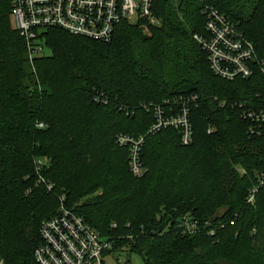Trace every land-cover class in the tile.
<instances>
[{"label": "trees", "instance_id": "16d2710c", "mask_svg": "<svg viewBox=\"0 0 264 264\" xmlns=\"http://www.w3.org/2000/svg\"><path fill=\"white\" fill-rule=\"evenodd\" d=\"M204 2L229 16L264 59V0H155L159 24L126 20L109 42L48 28L43 38L51 52L33 63L13 25L11 0H0L5 264H39L41 225L58 213L63 194L116 251L126 246L144 264H264V132L251 135L231 105L261 100L264 75L256 68L249 78L225 80L211 71L195 38L206 34ZM186 95L198 96L193 142L181 144L173 128L149 134L155 116L145 104ZM122 133L145 134L143 177L130 169L129 148L117 141ZM44 155L49 164L40 175L52 189L38 184L34 161ZM186 216L201 222L199 232H182Z\"/></svg>", "mask_w": 264, "mask_h": 264}, {"label": "built area", "instance_id": "2783aa9c", "mask_svg": "<svg viewBox=\"0 0 264 264\" xmlns=\"http://www.w3.org/2000/svg\"><path fill=\"white\" fill-rule=\"evenodd\" d=\"M155 0H11L12 17L15 26L25 36L30 62L39 55L47 54L44 45L43 30L60 28L75 35L93 40L109 42L117 27L127 21L145 25L159 24L154 14ZM204 1V0H200ZM205 4V2H204ZM202 13L205 15L206 34L195 35L201 42L209 59L211 71L225 80L249 78L261 69L264 75V59L257 54L256 46L242 29L229 16L219 12L213 5L205 4ZM198 102L197 95L164 100L156 105L145 104L151 108L155 120L148 128L149 134H156L164 129H176L180 142L189 145L193 142L191 109ZM250 102V103H249ZM224 104V103H223ZM238 106L241 116L249 124V133L258 135L264 132V97L261 100L247 99L231 102ZM43 126V123H41ZM214 128L210 127L209 133ZM117 141L129 148V166L133 174L143 177L147 171L141 159L145 134H119ZM35 166L39 174L38 184L46 183L40 172L49 164L48 157L36 158ZM264 174H260V184L264 183ZM259 187L251 190L248 201L254 203ZM65 195H60L59 211L56 215L44 219L40 228L42 241L35 251V260L39 264H127L128 250L116 251L115 242L102 236L89 222L74 209L65 204ZM184 234H195L200 231L201 222L191 216L181 220ZM127 253L126 258L116 254ZM0 264H4L3 262Z\"/></svg>", "mask_w": 264, "mask_h": 264}, {"label": "rangeland", "instance_id": "374dc122", "mask_svg": "<svg viewBox=\"0 0 264 264\" xmlns=\"http://www.w3.org/2000/svg\"><path fill=\"white\" fill-rule=\"evenodd\" d=\"M11 19H12V22H13V25L15 26V20L13 19L12 15H11ZM133 23V22H132ZM143 23H146L143 21ZM16 27V26H15ZM51 51L49 48H46V53L49 54ZM41 127V124L39 125ZM42 157H48L47 155H44ZM41 157V158H42ZM240 170H242L240 167H239ZM250 194V193H249ZM249 196V195H248ZM124 249H128L126 246L122 247L121 250H124ZM118 257H121V258H126L127 257V253H119L116 254V258ZM131 260H132V264H144V260H142V257L140 256V254L138 253H133L132 256H131ZM109 261L110 263L112 264H115L117 261H115V259L113 257H110L109 258ZM4 263L3 259L0 260V263ZM5 264V263H4Z\"/></svg>", "mask_w": 264, "mask_h": 264}, {"label": "water", "instance_id": "95a60500", "mask_svg": "<svg viewBox=\"0 0 264 264\" xmlns=\"http://www.w3.org/2000/svg\"><path fill=\"white\" fill-rule=\"evenodd\" d=\"M167 226V223H163L162 225H160V227H150L149 228V233L150 235H157L160 234V232H162V230ZM128 264H132V260H131V256H128Z\"/></svg>", "mask_w": 264, "mask_h": 264}]
</instances>
